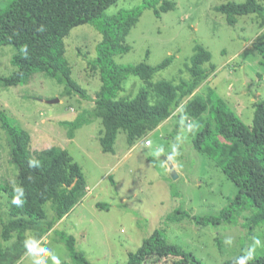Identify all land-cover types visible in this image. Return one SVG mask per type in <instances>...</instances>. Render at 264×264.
<instances>
[{
  "label": "rangeland",
  "instance_id": "1",
  "mask_svg": "<svg viewBox=\"0 0 264 264\" xmlns=\"http://www.w3.org/2000/svg\"><path fill=\"white\" fill-rule=\"evenodd\" d=\"M7 1L0 0V8ZM170 1L176 7L161 12L160 17L152 8L143 9L126 37L131 49L115 55L114 60L119 64L155 65L172 55L171 63L154 73L151 81L177 83L189 77L186 65L194 47L202 45L210 51L216 69L194 94L205 96L212 89L251 127L255 102L264 99V57L255 48L264 31V13L237 16L231 25L215 7L244 0ZM142 3L143 0H117L105 13L113 15ZM100 40L101 33L89 23L73 27L64 38L71 75L91 97H95L102 82L98 69L92 68L88 60L96 56ZM14 51L11 45L0 46V76L14 70L10 61ZM143 86L140 77L131 74L117 97L134 98ZM64 89L63 84L41 71L34 72L26 84L5 86L0 81V112L30 132V150L49 146L66 149L86 181L80 200L69 212L44 234L27 230L19 248L16 232L7 241L2 239V220L8 217L9 198L1 192L0 264H78L59 239L58 230L75 238L76 250L83 252L90 264H127L129 256L157 229L167 242L182 245L203 264H223L240 254L249 259L264 256V223L252 229L247 226L250 208H235L227 222L216 225L199 226L192 218L217 216L238 193L220 166L194 148L192 120L175 132L176 120L170 117L133 145L120 130L114 151L103 152L99 118L77 128L73 138L68 137V128L61 121L74 120L81 111L92 109L94 102L76 93L64 94ZM54 99L58 101L47 102ZM157 99L156 93L150 92V102ZM177 111L178 108L174 114ZM146 139L152 144L145 145ZM168 161L173 163V169ZM172 170L178 174L176 179L171 176ZM17 172L9 138L0 125V180L14 185ZM98 203L108 207H97ZM43 209L47 221L52 220L51 203H45ZM178 261V257H168L155 264H180Z\"/></svg>",
  "mask_w": 264,
  "mask_h": 264
},
{
  "label": "trees",
  "instance_id": "2",
  "mask_svg": "<svg viewBox=\"0 0 264 264\" xmlns=\"http://www.w3.org/2000/svg\"><path fill=\"white\" fill-rule=\"evenodd\" d=\"M261 1L264 0L227 1L217 5L215 10L224 14L227 22L233 25L237 16L263 15ZM116 2L8 0L0 8V46L15 48L10 59L14 70L9 75L0 76V81L5 86L26 84L34 72L41 71L63 84L64 94L76 93L85 99L92 98V109H85L74 120L61 123L67 126L68 137L73 138L77 128L99 118L102 123L99 141L103 152L114 151L120 130L125 131L128 143L133 145L170 117L176 120L175 132L187 127L192 120L190 130L194 148L213 159L238 189L236 197L217 216L193 215L195 223L207 226L227 222L229 213L235 208L252 210V215L246 218L250 229L264 223V99L255 102V114L249 127L212 89L205 96L194 94L216 69L211 63L210 51L199 44L194 47L186 65L189 77L181 78L177 83L151 81L154 73L171 63L172 55L155 65L117 63L114 56L131 49L126 37L143 9L152 8L160 17L161 12L174 9L176 3L143 0L141 5L107 15L105 10ZM83 23L93 25L101 33V40L96 45L97 54L88 60L92 68L98 69L102 82L95 97L89 96L73 79L72 68L65 57L64 38L73 27ZM261 24L264 25V18ZM258 38L255 48L264 57V31ZM131 74L139 76L144 86L134 98H118L123 82ZM150 92L158 96L153 103L150 102ZM188 96L191 97L183 102ZM0 125L9 138L11 158L18 169L14 185L0 180V193L9 198L8 217L2 220L1 235L7 241L16 232V248H19L27 230L41 235L61 220L80 200L86 181L81 168L66 149L49 146L32 152L29 148L30 132L4 111L0 112ZM30 161L37 163L30 164ZM47 202L51 203L53 211V218L49 221L43 209ZM97 207L107 208L108 204L98 203ZM183 214L188 216L187 212ZM57 233L76 263L90 264L84 253L76 250L72 235L60 230ZM168 257H178L180 264H203L182 245L167 242L158 229L143 240L138 250L129 256L127 264H155ZM223 264H264V256L249 259L240 254Z\"/></svg>",
  "mask_w": 264,
  "mask_h": 264
},
{
  "label": "water",
  "instance_id": "3",
  "mask_svg": "<svg viewBox=\"0 0 264 264\" xmlns=\"http://www.w3.org/2000/svg\"><path fill=\"white\" fill-rule=\"evenodd\" d=\"M56 101H58V99L47 100V102H49V103H53V102H56ZM168 164H169V168L173 169V167H174L173 163L171 161H168ZM171 176H172L173 179H176L178 177V174H177V172L175 170H172Z\"/></svg>",
  "mask_w": 264,
  "mask_h": 264
},
{
  "label": "built area",
  "instance_id": "4",
  "mask_svg": "<svg viewBox=\"0 0 264 264\" xmlns=\"http://www.w3.org/2000/svg\"><path fill=\"white\" fill-rule=\"evenodd\" d=\"M144 143H145V145H151V140H150V139H146V140L144 141Z\"/></svg>",
  "mask_w": 264,
  "mask_h": 264
},
{
  "label": "crops",
  "instance_id": "5",
  "mask_svg": "<svg viewBox=\"0 0 264 264\" xmlns=\"http://www.w3.org/2000/svg\"><path fill=\"white\" fill-rule=\"evenodd\" d=\"M166 120H164L163 122H165ZM162 122V123H163ZM162 123L158 126V127H156L154 130H156V129H158L161 125H162ZM152 144V143H151Z\"/></svg>",
  "mask_w": 264,
  "mask_h": 264
},
{
  "label": "clouds",
  "instance_id": "6",
  "mask_svg": "<svg viewBox=\"0 0 264 264\" xmlns=\"http://www.w3.org/2000/svg\"><path fill=\"white\" fill-rule=\"evenodd\" d=\"M37 162L36 161H30V164H36Z\"/></svg>",
  "mask_w": 264,
  "mask_h": 264
}]
</instances>
